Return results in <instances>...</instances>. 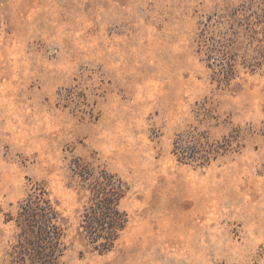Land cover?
Masks as SVG:
<instances>
[{"label": "rangeland", "instance_id": "1", "mask_svg": "<svg viewBox=\"0 0 264 264\" xmlns=\"http://www.w3.org/2000/svg\"><path fill=\"white\" fill-rule=\"evenodd\" d=\"M76 157L129 187L110 252L76 238ZM35 184L63 264H264V0H0V263Z\"/></svg>", "mask_w": 264, "mask_h": 264}, {"label": "trees", "instance_id": "2", "mask_svg": "<svg viewBox=\"0 0 264 264\" xmlns=\"http://www.w3.org/2000/svg\"><path fill=\"white\" fill-rule=\"evenodd\" d=\"M203 42L216 43L215 39L207 35ZM209 51L214 52L210 48ZM208 56L211 58V55ZM216 66H222L219 71H215L220 82L230 79L234 73V63ZM191 136V140L180 138L176 142V154L182 153L179 149L183 150L184 146L189 148L192 140L202 145L203 139H206L204 135L198 138L191 133ZM204 152L200 157L198 152H193L196 155L189 158L199 162L202 160L205 164L210 162L211 156L216 159L219 151L209 148ZM184 156V153L181 154L179 160H186ZM70 170L72 186L81 193H89V200L76 229V238L92 252H110L129 224L128 213L120 207L129 187L118 175L82 158H73ZM9 221L15 222L17 234L8 259L0 264H63L62 258L68 250V229L62 213L43 186L34 185L32 192L20 203L17 215L11 216Z\"/></svg>", "mask_w": 264, "mask_h": 264}]
</instances>
